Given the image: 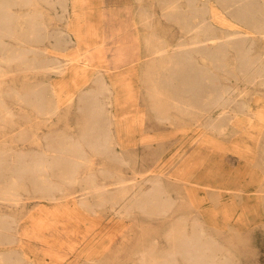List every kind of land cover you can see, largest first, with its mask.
Segmentation results:
<instances>
[{"label":"rangeland","instance_id":"1","mask_svg":"<svg viewBox=\"0 0 264 264\" xmlns=\"http://www.w3.org/2000/svg\"><path fill=\"white\" fill-rule=\"evenodd\" d=\"M106 1L113 5L107 10ZM257 1L264 7V0ZM175 4L187 3L68 0V11L62 9L61 0L12 6L15 14L46 26L44 40L20 43L59 57L63 70L2 67L0 97L13 115L0 120V149L53 154L45 137H79L85 124L81 95L94 91L98 77L103 76L113 92L101 99L110 118L113 148L121 160L86 148L87 160L72 184L66 182L65 168L50 170L47 176L63 188L56 200L26 181L28 190H21L18 207L0 203V215L10 222L9 237L0 240V256L13 252L23 260L19 264H150L151 258L173 248L170 234L192 230L194 222L203 219L204 229L215 234L231 264H264V84L260 85V77L251 83L239 72V78L226 79L225 69H215L221 81L233 87L236 99L248 100L252 110L251 114L231 111L222 127L219 121L210 124L208 113L198 107L184 106L193 102L190 96L161 87L158 78L168 76L173 55L183 47H195L199 34L189 26L199 17L173 15ZM199 4L211 24L210 33L244 37L249 57L258 59L255 64H264L263 28L257 31L229 13L219 0ZM116 5L128 10L119 12L122 8L116 10ZM73 23L74 31H80L88 44L58 45L52 34L70 32L75 38ZM98 41L100 47L91 45ZM235 54L236 49L230 48V67L237 66ZM173 85L180 87V80L174 78ZM34 90L48 92L54 111L39 114L22 101V95ZM155 176L173 201L166 215L137 208L118 212L126 197L116 196L121 205H113L112 198L101 204L100 197L90 191L94 181L117 195L123 193L120 187H125V193L140 192ZM83 199L94 206L84 205ZM143 255L146 263L140 261Z\"/></svg>","mask_w":264,"mask_h":264},{"label":"bare ground","instance_id":"2","mask_svg":"<svg viewBox=\"0 0 264 264\" xmlns=\"http://www.w3.org/2000/svg\"><path fill=\"white\" fill-rule=\"evenodd\" d=\"M30 1H0V73H2L4 65L11 64L55 69L53 72L61 73L63 62L59 57L46 56L40 49L23 46L20 43L28 39L42 41L46 36L44 33L46 29L44 23L33 17L15 14L12 9L13 5L22 4L25 6ZM199 1L185 0L186 5L175 4L171 7L173 15L179 14L182 18L186 19L199 17V22L189 21L190 25L188 23L192 29L197 28L199 34H197L196 41L194 40L193 42L196 44L195 47H183L173 55L172 64L168 67V76L160 80L158 78V82L161 87L174 90L177 94L190 96L193 102L183 103L184 106L198 107L202 112L208 113L206 117L210 120V124L214 125L216 124L215 121H219V127H222L226 119L231 115V111L240 110L251 114L252 110L250 108L251 103L248 100L236 99L233 87L225 85L221 81L220 74L215 69H225L226 79L228 77L239 78L241 76L239 73H242L243 77L249 82L256 84V79L260 77L261 81L259 83L262 85L264 84V64H255L258 62V59H251L249 57L248 52L250 48L246 46L244 37L237 35L230 38L231 34L228 32L222 34L210 33L211 24L202 15L205 9L201 7ZM219 1L225 4V9L229 13L252 25L257 31L261 32V29H264V7L259 1ZM61 2L63 3L62 9L68 11V0H61ZM109 2L106 1L105 10L113 6L109 5ZM114 9H121L118 10L119 12L128 10L124 5H116ZM22 18H24L23 21ZM60 20L62 19L60 18ZM71 28L75 38H72L70 32L66 33L62 31L52 34L58 45L72 42H79L84 45L88 44L84 42L85 40L82 38L83 36L80 31H74V23L71 25ZM6 38H13L15 40L14 44L8 42ZM91 45L96 48L97 46L100 47V41ZM230 48L236 49V54L234 55V61L238 62L236 67H230L232 64L231 58L228 56ZM194 51L200 54L201 62L198 64L195 62ZM29 53H32V55H29ZM174 78L180 80V87L177 88L173 85ZM97 83L98 86L94 91L90 90L81 95V100L83 101L80 110L84 113L85 124L79 137L63 136L54 140L50 136L45 137L48 141V146L54 149L55 153L53 154H49L46 151L27 153L18 149L13 152L0 149L1 204L18 207L21 200L20 196L22 195L21 190H28L26 181H31L33 189L41 192L48 199L56 200L57 192L63 188L49 178L47 174L54 168H65L69 172L66 182H69V184L74 183L76 181V174L87 160L86 148H90L98 154H104L113 159L121 160L120 154L113 148L110 118L106 114L105 102L101 99V95L112 93L113 91L109 85H106L103 76L98 77ZM21 99L26 104L33 106L39 114L45 115L55 109L49 101L46 90H34L27 95H22ZM247 107L248 109L245 110ZM214 111L219 113L218 116L214 117L211 114ZM0 112L2 113V116H0V120L2 121L5 116L12 117L13 115V112L1 97ZM147 181L150 183L149 187L141 189L142 187L140 186V192L125 193V187H120V191L123 192L120 195L107 189L105 185L94 184V181H91L90 191L100 197L101 204H105L112 198L113 205H117L118 203L121 205V202L115 200L116 196L126 197L122 198L124 203L118 212L129 213L133 208H137L142 212L166 215L172 205V199L164 192L163 185L157 176ZM95 194L91 195L95 196ZM81 203L90 207L94 206L89 199H83ZM203 221V219L195 221L192 230L184 228L170 234L174 240L173 248L165 251L157 258H151L148 263L231 264L228 254L222 252L221 245L215 234L204 229L203 224H201ZM9 227L10 222L0 215V240H5L9 237ZM21 261L23 260L19 259L13 252L0 256V264H19ZM140 261L146 263L148 260L143 255Z\"/></svg>","mask_w":264,"mask_h":264}]
</instances>
